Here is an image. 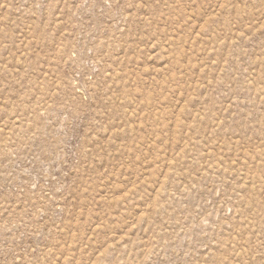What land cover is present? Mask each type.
Wrapping results in <instances>:
<instances>
[{
	"label": "rangeland",
	"instance_id": "1",
	"mask_svg": "<svg viewBox=\"0 0 264 264\" xmlns=\"http://www.w3.org/2000/svg\"><path fill=\"white\" fill-rule=\"evenodd\" d=\"M0 264H264V0H0Z\"/></svg>",
	"mask_w": 264,
	"mask_h": 264
}]
</instances>
